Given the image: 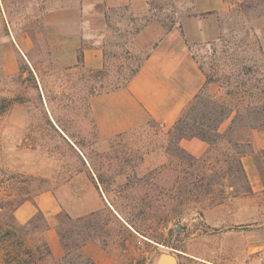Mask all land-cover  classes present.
I'll return each instance as SVG.
<instances>
[{"label":"rangeland","instance_id":"rangeland-1","mask_svg":"<svg viewBox=\"0 0 264 264\" xmlns=\"http://www.w3.org/2000/svg\"><path fill=\"white\" fill-rule=\"evenodd\" d=\"M227 1L233 9L225 34L194 53L211 84L206 95L249 118L228 135L253 142L238 149L247 152L248 184L228 161L236 152L228 140L200 157L185 149L203 158L192 163L174 156L170 131L155 123L97 137L88 101L126 84L142 64L145 53L133 49L142 21L132 25L122 19L128 13L108 11L102 73L68 69L51 53L43 22L58 0H0V264H16L25 248L47 242L46 223L50 229L63 212L84 219L81 255L64 260V249L61 258L38 251V264H160L163 253L177 264H264V5L242 11L239 0ZM193 2L151 0L147 17L173 28ZM44 194L54 196L59 211L18 224L20 203ZM82 204L80 215L75 208Z\"/></svg>","mask_w":264,"mask_h":264},{"label":"crops","instance_id":"crops-1","mask_svg":"<svg viewBox=\"0 0 264 264\" xmlns=\"http://www.w3.org/2000/svg\"><path fill=\"white\" fill-rule=\"evenodd\" d=\"M151 0H58L55 8L47 10L43 22L50 51L64 68L102 70L105 50L102 39L110 33L112 18L108 11L128 13V22H143L133 37L135 52L145 58L138 72L126 87L94 94L88 101L90 119L97 137L110 139L135 132L150 123L171 131L186 107L202 91L210 88L207 74L194 53L198 44H212L225 34L224 22L233 9L227 0H194L192 12L168 30L157 19L148 18ZM255 132V130H252ZM223 132V131H222ZM253 143V142H250ZM181 146L197 157L206 153L209 145L198 140H182ZM97 192V205L103 198ZM86 204L77 206L80 215ZM42 211L56 214L58 202L53 195H41L36 202L27 201L15 210L16 222L28 224ZM55 258L63 256L56 224L45 233Z\"/></svg>","mask_w":264,"mask_h":264},{"label":"trees","instance_id":"trees-1","mask_svg":"<svg viewBox=\"0 0 264 264\" xmlns=\"http://www.w3.org/2000/svg\"><path fill=\"white\" fill-rule=\"evenodd\" d=\"M262 5H264V0H239L238 2V6L242 11H248ZM167 29L170 30L172 29V27H168ZM140 67L141 65L133 72L129 80H127L126 84L117 86L114 89H107L102 93L126 87L133 76L138 72ZM98 73H102V70H99ZM103 87L104 86H100V88L102 89ZM97 93L101 94V92ZM229 119L232 120L228 129L225 132H222L220 130L221 126ZM244 120H249V118L248 116H245L241 111L229 109L228 105L224 101L207 96L205 90L200 92L186 107V109L183 111L182 115L179 117L170 131V144L173 147L172 149L174 151V156L179 159H188L192 163H200L203 158H196L188 153L185 149H183L181 147L182 140L198 139L208 144L210 150L221 140H228V142L236 150L235 154L230 155L228 161H235L237 163L239 175L243 179L244 183L248 184L247 176L242 165V158L247 152L239 151L238 149L242 146H249L250 148V140H245L239 136L235 140L229 139L228 137L230 133H237V130H235L236 125ZM244 127H248L251 130L255 129V127L251 126L250 124H246L244 125ZM210 150H208L207 154ZM23 203H20L18 208ZM39 217L44 218V214L42 211H39L26 226L33 225L35 219ZM82 221H84L83 218L74 219L66 212H63L56 217L57 234L65 251V255L63 257L64 260L74 255L75 253L76 256L78 255V257L81 255L82 244L78 242V237L80 236V227L78 224ZM69 225L70 227H68ZM48 230L49 225L46 223L43 232H46ZM9 236H12V232L6 231L4 233V237ZM38 251H41L42 255L48 258L52 255L49 245L47 244V242H44L38 248H25L23 254L26 257L20 259V261H18V263L16 264H38Z\"/></svg>","mask_w":264,"mask_h":264},{"label":"water","instance_id":"water-1","mask_svg":"<svg viewBox=\"0 0 264 264\" xmlns=\"http://www.w3.org/2000/svg\"><path fill=\"white\" fill-rule=\"evenodd\" d=\"M165 257H169L172 259L173 262L171 264H177V261H176V258L174 257V255L166 254V253H163L160 255V257H159V263L160 264H168L165 262Z\"/></svg>","mask_w":264,"mask_h":264},{"label":"bare ground","instance_id":"bare-ground-1","mask_svg":"<svg viewBox=\"0 0 264 264\" xmlns=\"http://www.w3.org/2000/svg\"><path fill=\"white\" fill-rule=\"evenodd\" d=\"M165 262H166V257H165ZM167 263V262H166Z\"/></svg>","mask_w":264,"mask_h":264}]
</instances>
